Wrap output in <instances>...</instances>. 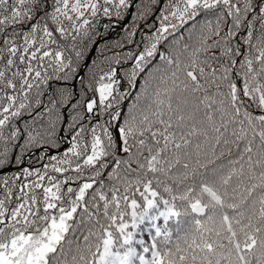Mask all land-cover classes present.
<instances>
[{"label": "snow or ice", "instance_id": "obj_1", "mask_svg": "<svg viewBox=\"0 0 264 264\" xmlns=\"http://www.w3.org/2000/svg\"><path fill=\"white\" fill-rule=\"evenodd\" d=\"M158 2L0 0V264H264V0Z\"/></svg>", "mask_w": 264, "mask_h": 264}, {"label": "trees", "instance_id": "obj_2", "mask_svg": "<svg viewBox=\"0 0 264 264\" xmlns=\"http://www.w3.org/2000/svg\"><path fill=\"white\" fill-rule=\"evenodd\" d=\"M50 2H51V0H50ZM163 3H164V0H159V2L156 4V6H155V10H154V12H153V15L150 16V17L148 18V22H149V23H152V22L154 21V19H155V14L158 13L159 8L163 5ZM129 20H130V18H129ZM93 22H95V21H93ZM107 22H108V19H107V18H104V17L101 16V18H100V24L102 25L103 23H107ZM141 26H142V25H141ZM118 27H119V26H113V27H112L110 30H108L106 33H105V31H104V29H103L102 27H98V28H97V31L101 33V36H100L99 38H94V40H93V44H94L97 40H100V44L98 45V47H100L101 45H105V44H107L108 47L111 49V44H110L109 42L112 41V40H116V39H118V38H119V34L123 31L122 28L120 29V28H118ZM225 30H226V29H225ZM182 31H183V29H181V32H182ZM71 42H72L71 39H69V40L66 41L65 43H71ZM0 43H2V41H0ZM160 47H161L162 50H164V45H163V44H162ZM91 48H92V47H91ZM91 48L89 49V52H90ZM111 50H112V51H116V49H111ZM88 54H89V53H88ZM64 55H65V56L72 55V56H73V59H75V56H74V54L71 52L70 49H66ZM87 56H88V55H87ZM96 56H97V52H96V50H95V53L93 54V57L91 58L89 64L92 62V59H93L94 57H96ZM86 58H87V57H86ZM157 59H158V57H157ZM2 64H3V61L0 60V65H2ZM21 67H23V65H21ZM81 68H82V67H81ZM81 68L78 69V72H80ZM13 70H14V69H13ZM85 71H87L86 68L83 70V73H84ZM83 73H82V75H83ZM82 75H81V76H82ZM81 76H80V77H81ZM80 77L77 79V81L80 79ZM75 79H76V78H75ZM16 82H17V84L19 83L18 80H17ZM52 83H55V82H50V84H52ZM77 86H78V85H77ZM138 89H139V82L137 81V83H136V84L132 87V89L130 90L127 99L122 103V108H123V109H126V108H127L128 102H129V101L135 96L136 90H138ZM46 98H47V93H45V99H46ZM97 99H98V97H97ZM26 115H27V114H25V116H26ZM66 115H67V113H66ZM121 118H122V117H121ZM22 119H24V117H20V118H18L17 122L19 123L20 120H22ZM84 122H85V123H88L87 120H85ZM6 131H7V130H6ZM60 135L63 136V135H64L63 132H61ZM69 139H70V137H65V140H64V144H65V145L68 144V140H69ZM54 154H55V153H54ZM118 154H119V155H122V156L125 155L124 153H118ZM225 155H227V154H225ZM25 159H26V161H27L28 163H32V160H31L30 157L26 156ZM221 159H224V157H221ZM133 167H135V165H133ZM5 169H9V170H8L7 172H5V173L0 174V179H3L5 175H7V174L10 173L11 171L15 170V169H13V168H5ZM3 170H4V169H3ZM0 171H2V170H0ZM106 176H107V172H105V173L103 174V178H106ZM106 182H107V180H106ZM17 189H18V186H17ZM17 189H14L13 191L15 192ZM157 223H158V224H163L164 221H163V219L161 218L160 220L157 221ZM169 224H170V226H174L171 222H169ZM146 228H147V221H145L144 223L138 225V232L136 233V235H137L138 237L144 238V239L147 241L148 236H149V232H148V231H145ZM148 255H150V253H149Z\"/></svg>", "mask_w": 264, "mask_h": 264}, {"label": "water", "instance_id": "obj_3", "mask_svg": "<svg viewBox=\"0 0 264 264\" xmlns=\"http://www.w3.org/2000/svg\"><path fill=\"white\" fill-rule=\"evenodd\" d=\"M129 18H130V17H128L127 20L124 21V22H128ZM118 28L121 29L122 27L119 26ZM99 44H100V40H97V41L95 42L94 46L91 48V50H90V52H89V54H88V56H87V58H86L85 63L89 64V62H90V60H91L93 54L95 53V50H96V48L98 47ZM84 69H85V67H82L81 71L79 72V75L76 77V80L78 79V77H80V76L82 75ZM65 113H66V112H65ZM8 170H9V169H4V170L0 171V174L5 173V172H7Z\"/></svg>", "mask_w": 264, "mask_h": 264}]
</instances>
